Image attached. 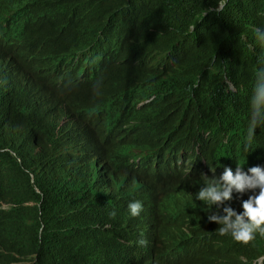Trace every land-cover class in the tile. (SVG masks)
<instances>
[{"label": "clouds", "instance_id": "1", "mask_svg": "<svg viewBox=\"0 0 264 264\" xmlns=\"http://www.w3.org/2000/svg\"><path fill=\"white\" fill-rule=\"evenodd\" d=\"M43 1L46 2L43 8L26 15L29 9L34 11L37 8L36 3ZM16 3L21 4L1 14L8 5ZM158 3L159 0H0V25L11 21L5 28V36L14 26L28 50L32 46L37 53L33 54L35 65L41 60L59 59L48 65L47 70L73 57L62 69L70 67V76L82 74V80L93 73V79L87 85L83 84L85 87L82 89L91 88L80 95L68 87L53 89L27 63V55V59L23 58L11 47H0V53L8 55L23 74L31 80L33 77L41 88L50 92L55 108L61 114L62 106L70 110L73 108L69 100H76L78 95L97 101L86 108L98 109L106 120L105 137L84 116L82 110L79 114L75 110L70 115L82 125V136H77L67 127L69 133H65L59 130L51 115L33 101L35 99L27 94L21 84L14 80L5 83V89L9 90L0 98L3 104L0 107V153L5 150V157H15V161L10 163L13 168L18 165L15 168L17 172L25 169L26 175L18 172V185H22L20 189L33 190L40 195L43 194L42 188L53 195L45 208L42 203L32 200H6L5 204L10 208L2 211L3 214H8L19 202L23 206L39 207L37 217L32 222L35 225L23 240L25 248L31 253L19 255L22 261L13 264H49L54 255L57 264H61L75 252L76 241L89 242L92 247L84 248L73 264H150L151 258L158 264H256L260 261V264H264V150L258 160H251L237 152L235 149L241 137L229 126L226 127L223 121L218 123L216 129L220 133L216 137H211L210 130L205 128L190 129L178 141L180 129L189 114L173 116L169 108L165 110L153 95L145 98L130 96L132 80L139 71L129 69L140 67V62L120 50L123 35L129 30V38L145 23L157 20L143 21L157 12ZM23 7L26 9L21 11ZM170 9H173V5ZM15 10L19 12L10 15ZM25 15L19 29L15 18ZM105 32H109L110 40L101 43L99 38ZM256 39L264 43V28L256 30ZM109 46L117 47V50L109 52L104 57L105 62L96 67L103 54L109 51ZM2 65L0 62L2 75L9 77L12 72ZM55 72L58 70L48 71L46 76L51 77ZM101 73L106 76L105 79H100ZM3 76H0V80H4ZM228 83L230 90L239 91L234 83ZM8 93L11 95L7 99ZM14 99L19 100V103L11 104ZM249 108L245 147L255 137L254 129L264 126V67L256 71ZM61 118L66 121L64 114ZM23 124L41 131V136H34L31 140H39L38 148L30 147L27 150L42 168L56 174V178L33 172L22 162L10 143L17 141L19 149L30 143L25 132L20 137L15 136L16 128ZM145 126L153 128L155 133ZM90 136L93 143L88 142ZM175 139L176 143L173 142ZM80 141L89 144L87 150L78 147ZM200 143H203V148H199L197 153L203 156L202 167L193 159V153ZM140 145H153L150 153L157 168L155 172L159 170L160 174L162 168H167L170 170L167 175H150L148 170L141 174L133 169L134 163L126 153ZM88 150L99 153L98 156L104 160L108 180L127 207L120 205V200L114 199L106 191L107 185L97 184L98 181H107L105 177L101 180L100 171H97L100 169L92 166ZM179 150L192 152L191 158L177 154ZM66 152L70 153L67 157L72 158L71 162L78 164L80 169L66 167ZM230 164L231 168L227 167ZM222 166H225L223 170ZM177 172L181 174L171 175ZM137 173L140 175L133 177ZM118 176H123L126 182L128 179L142 178L148 184L147 192L150 193L152 207L154 205L150 218L151 227L155 229L154 242L150 248L152 256H149L147 245L149 238L146 236L145 213L141 211L145 203L141 197L142 191L118 186ZM200 176H203L202 180L194 181ZM232 198L235 209L229 203ZM201 230L199 234L190 233ZM183 234L188 235L173 242L174 253L166 258L163 250L166 236L175 238ZM203 236H208L209 241L208 251L204 254L203 240H200ZM190 239L200 240L195 244H199V248L191 257L189 253H183L181 248ZM172 256L174 258L167 261Z\"/></svg>", "mask_w": 264, "mask_h": 264}, {"label": "trees", "instance_id": "2", "mask_svg": "<svg viewBox=\"0 0 264 264\" xmlns=\"http://www.w3.org/2000/svg\"><path fill=\"white\" fill-rule=\"evenodd\" d=\"M172 5L173 9H170ZM154 18L158 19L145 23L129 38V30L123 35L122 44L128 40L123 49L121 44L120 50L140 62V67L129 69L139 71L132 80L130 96L145 98L153 95L165 110L169 108L173 116L189 114L180 129L178 141L190 129L205 128L210 130L211 137H216L220 133L216 129L218 123L223 121L241 137L235 150L251 160H258L264 150V126L254 129L255 137L247 147L245 142L254 77L257 69L264 67V43L256 39V30L264 28V0H159L157 12L143 21ZM97 27L99 29L100 25ZM109 40V32L99 38L102 43ZM0 59L5 60L14 72L13 78L0 82L4 83L1 89L10 80H24L31 85L28 78L17 71L15 62L8 55L2 52ZM229 81L237 86V93L230 90ZM31 88L35 95L42 89L35 91L34 86ZM18 103L17 99L11 101L13 105ZM151 131L155 133L153 128ZM15 136H20L17 128ZM173 142L176 143L177 139ZM38 143L36 139L26 144L22 152L38 147ZM152 147L140 145L131 151L134 154L149 153ZM196 148H203V143ZM3 154H6L4 150L0 153V264H13L22 261L19 255L31 253L23 240L35 225L32 222L39 212V207L23 206L21 202L32 200L42 203L45 208L53 195L42 188L43 194L40 195L33 190L20 189L18 172L24 174L21 170L17 172L18 165L13 168L10 161L15 159L12 156ZM135 157L141 160L136 154ZM22 162L33 172L41 167L32 157H25ZM116 193L112 194L113 198L121 199ZM6 200L21 202L8 214H3L2 211L8 210L2 208ZM120 202L127 207L122 200ZM91 247L89 242L76 241L75 252L61 264L75 263L76 256L84 248ZM54 258L49 264L58 263Z\"/></svg>", "mask_w": 264, "mask_h": 264}, {"label": "bare ground", "instance_id": "3", "mask_svg": "<svg viewBox=\"0 0 264 264\" xmlns=\"http://www.w3.org/2000/svg\"><path fill=\"white\" fill-rule=\"evenodd\" d=\"M28 1V0H27ZM26 2V1H24ZM23 3V2H22ZM21 3H16V4H13V5H8L2 12H6L7 9L11 8L12 6H15V5H20ZM46 2L43 1V2H40V3H36L37 5V8L33 10H30L27 12L26 15L28 14H31L33 12H35L36 10L38 9H41L45 6ZM26 8L23 7V9L21 11H24ZM54 9V8H52ZM51 9V10H52ZM19 11L15 10V11H12L10 12V15H15L17 14ZM0 14V15H1ZM51 15H53V12L50 13ZM25 16H18L17 18V21H18V28L20 29L21 26H22V22H23V19L26 17ZM14 17V16H13ZM12 17V18H13ZM69 21H71V19H69ZM11 23V21L9 22ZM9 23H6V24H2L0 25V47H11L13 48L16 52H18L23 58H26L25 55L28 56V61L27 63H29L31 65V67L34 69V71L40 75L44 81L46 82H49V84H51V88H58V87H61V88H70L71 91L73 92H76L77 94H83L84 91H86L88 88H91V87H86L85 89H82L85 87V85H87V83H89L92 79H93V73L92 75L90 76H87L85 77L83 80H82V74L79 75V76H76V77H71L70 74H69V71H70V67H66L65 69H63V72H60V68H63L64 65L73 57H70L68 58L67 60L59 63V64H56L54 65L51 69L47 70L46 67L48 65H51V64H54L55 62H57V60L59 59H55V58H52V59H46V60H41L39 62L36 63L35 65V62L33 61L35 59L34 55L33 54H37L35 52V50H33L32 46H30V50H28V47L24 44L19 32H16V28L14 26H11V30H10V33L12 34H8V36H5V28L7 27V25ZM102 43V42H101ZM100 45V43L98 44ZM35 47H37V45H35ZM108 50L109 51H106L103 56L105 57L106 55L109 54V52H113L114 50H117V47H111L109 46L108 47ZM23 53V54H22ZM96 56V55H94ZM102 56V57H103ZM103 57V58H104ZM27 59V58H26ZM1 60V59H0ZM0 62H2V66H4L5 68H8V70H10L9 72H12L13 70H11V68H9L6 64H5V60H1ZM42 62V63H41ZM86 62V60H85ZM84 62V64H85ZM105 62V61H104ZM101 63H97L95 66L98 67ZM15 67L17 69V71H19V73H21V75H23V77H27L25 74L22 73L21 70H19L17 67H18V64L16 65V62H15ZM35 65V66H34ZM76 65V63H75ZM77 66V65H76ZM2 68V67H0ZM77 68L79 69V67L77 66ZM89 68H92V65H89ZM94 68V67H93ZM58 70V72H55L51 77L49 76H46V73L48 71H51V70ZM2 72H3V69L0 70V76H3L2 75ZM14 72L10 73L11 75L8 77H4V79H8L10 77H14ZM100 76H102V78L100 79H105V75L104 74H100ZM64 79H61L63 78ZM28 80L31 82V85H29L28 83H26V81L24 80H21L20 82H18L19 84H21V86H23L24 90L27 92V94L35 99L33 100L34 102H37V105H40L41 109L48 112L51 116L52 119H54L55 121V124L57 127H59V130L60 131H64L65 133H69L67 130H66V127L69 128V130H71L73 133H75L77 136H82V125L72 119L70 113L72 111H77V113L79 114V112L82 110L83 111V114L84 116L90 120L97 128H99L100 132L103 134V136L106 137V130H104V126H105V123H106V120L104 118V116L102 115V113H97V112H93L91 110H88L86 107H89L88 104H91V103H94V102H97L95 100H91L90 98H85V97H81V96H78L77 95V99L74 100V101H71L69 100V102L72 103L73 105V108L70 110V109H66L65 106H62L61 107V111L63 112V114L65 115V118H66V121L65 120H62L61 117H63V114L60 113V111L55 108V105H54V101L52 99V95L50 94V92L48 91H45L43 88L41 89V86L39 84H37L34 80H33V77H32V80L30 78H28ZM2 80H0L1 82ZM12 82V81H11ZM8 83V82H7ZM40 83H42V81H40ZM4 84V83H3ZM85 84V85H83ZM4 86V85H3ZM31 86H34V90L35 91H38V88L41 89L37 95H35V93L33 92ZM53 86V87H52ZM1 89V88H0ZM30 89V90H29ZM82 89V90H80ZM9 89H1V92H0V98L1 96L3 95V93H5L6 91H8ZM10 93L7 94V99L10 97ZM87 99V100H91V101H82L81 99ZM3 106V104H1L0 102V107ZM22 107V106H20ZM94 110H97L99 111L98 109H94ZM88 111H91L88 113ZM35 116V114H34ZM89 116V118H88ZM55 117V118H54ZM68 121V122H67ZM70 121V122H69ZM9 123L6 125L8 126ZM4 126V127H6ZM24 127L26 128V130H24ZM18 129V133L20 134V136H22V133L25 132L26 134V138L27 140L30 142H35V140L31 141L33 139L34 136L38 135L41 133V131H38L37 129L35 128H28L27 124H23L21 126H18L17 127ZM5 132V131H4ZM20 136H17V137H20ZM4 138V137H3ZM88 142H91L93 143V139L91 138H88ZM14 147H15V150L17 151V153L19 154V157L22 159H24L25 157H32L34 158V156H32V154L30 153L29 154V151H25L24 153L22 152L23 148L22 149H19L18 147L20 146L19 143H17V141H11L10 142ZM85 143V144H84ZM87 142H84V141H80L79 145L81 144L82 148H84L85 150H87V146L89 144H86ZM78 145V147H79ZM198 147V146H197ZM38 148V147H37ZM197 150L198 148L195 149V156L193 155V160L194 162H196L199 167H202L203 165V157L197 153ZM5 151V150H4ZM88 152H90V158L92 160V166L94 168H98L100 170H97V171H100V179L102 180L104 177L106 179L107 182H97V184L99 185H107V188L106 191H108L110 194H114L115 190L116 189L114 186L111 185L110 183V180H108V175L107 174V171L106 168H105V162L104 160L98 156L99 153L93 151V150H88ZM87 152V153H88ZM127 155H129V159L132 161V163H134V166H133V169L135 170H138L141 172V174H144L146 172V170L149 171L150 175H157L159 174V170L157 172H155L157 170L156 168V165H155V162H154V159H153V155L149 152V153H142V152H136L135 154L141 158V160H139L138 158H134L135 154L130 151L128 153H126ZM177 154H180L181 156L182 155H187L188 157L191 158L192 154L191 153H185L184 151H178ZM68 155H70L69 152H66V154H64V158H66ZM180 156V157H181ZM14 159L15 157L12 156ZM35 157H36V154H35ZM178 157V158H180ZM36 159V158H34ZM175 160H179V159H175ZM72 161V158L70 157H67V160H66V167H69L70 169H80V167L78 166V164H74ZM164 164V163H162ZM132 164H130L129 166H131ZM225 166H222L221 167V170H223ZM229 168H231V164L229 166H227ZM149 169H153V171L149 170ZM170 170L169 169H165V168H162L160 170V174H159V177H162L164 175H167L166 173L169 172ZM21 172L26 175V172H25V169L24 170H21ZM203 172H209L210 174H215L211 171H205L203 170ZM35 173H37L38 175H41V176H48V177H52V178H56V174L54 173H47L46 170H44V168L42 167H37L36 168V171ZM109 173V172H108ZM178 174H181V172H177V173H172L171 175H178ZM80 176L83 175V174H79ZM138 175H140L139 173L137 174H134L133 177H138ZM184 176L188 175V174H183ZM205 177H207L208 175H203ZM203 176H200V177H197L194 179V181H199V180H202L203 179ZM208 178H211V177H208ZM85 179H86V184L88 183V178L87 176H85ZM118 181H119V185L120 187H123V188H133V189H139L140 191H142L141 193V197H143L145 199V203L142 204V210L141 211H144L145 213V227H146V236L149 238V241H148V244L149 245V256H152V253L150 251V248L154 242V238H155V229L151 227V223H150V218H151V213L153 211V208H154V205L152 207V204H151V201H150V193L147 192L148 190V184L147 182L142 179V178H135L134 180H130L128 179V181L126 182L125 178L123 176H118ZM136 181V182H135ZM113 182V181H112ZM102 189V188H101ZM102 190H105V189H102ZM117 194V193H116ZM83 195V194H82ZM232 196H234V193L232 194ZM114 197V196H113ZM120 198V197H119ZM120 200V199H119ZM121 201V200H120ZM232 207L235 209V203L233 201V198L231 200H229ZM124 204V203H122ZM126 206V205H125ZM2 208L3 209H9L10 207L6 204H2ZM170 213H172V210L170 211ZM153 229V230H152ZM203 230L201 231H193V232H190L192 235H195V234H199L201 233ZM188 234H183L181 236L177 235L175 238L171 235H168L166 236V239H164V245H163V250L165 251V254H166V258L170 257L173 253H172V250H173V242L183 236H186ZM212 235V234H211ZM207 237L208 236H203V238H201L200 240H203V252L202 254H204L206 251H208V247H209V241L207 240ZM200 240H197V239H190V240H187L186 243L183 244V248L182 249V252L183 253H189V256H193L195 254V252L197 251V248H199V244L195 246L196 243H198ZM212 246H213V242H212ZM180 248V249H181ZM154 249V247H153ZM162 250V251H163ZM191 252V253H190ZM162 253V252H161ZM141 256L142 254H138V256ZM175 256V255H174ZM174 256H172L169 260L167 261H171ZM262 262V261H260ZM260 262L256 263V264H260ZM150 264H158L157 262L153 261V259L151 258V263Z\"/></svg>", "mask_w": 264, "mask_h": 264}, {"label": "rangeland", "instance_id": "4", "mask_svg": "<svg viewBox=\"0 0 264 264\" xmlns=\"http://www.w3.org/2000/svg\"><path fill=\"white\" fill-rule=\"evenodd\" d=\"M104 57V56H103ZM102 57V59L98 62V63H101V64H103L104 63V58ZM60 72H63V69L62 68H60Z\"/></svg>", "mask_w": 264, "mask_h": 264}, {"label": "water", "instance_id": "5", "mask_svg": "<svg viewBox=\"0 0 264 264\" xmlns=\"http://www.w3.org/2000/svg\"><path fill=\"white\" fill-rule=\"evenodd\" d=\"M22 38V40H23V37H21ZM7 72H8V70H6ZM211 226H212V224H211Z\"/></svg>", "mask_w": 264, "mask_h": 264}]
</instances>
